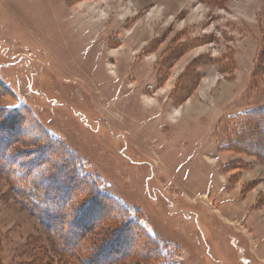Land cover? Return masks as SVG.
I'll return each mask as SVG.
<instances>
[{"label":"rangeland","instance_id":"rangeland-1","mask_svg":"<svg viewBox=\"0 0 264 264\" xmlns=\"http://www.w3.org/2000/svg\"><path fill=\"white\" fill-rule=\"evenodd\" d=\"M0 84V109H26L177 264H264V159L232 145L264 107V0H0ZM14 192L0 173V264L59 262Z\"/></svg>","mask_w":264,"mask_h":264},{"label":"trees","instance_id":"trees-1","mask_svg":"<svg viewBox=\"0 0 264 264\" xmlns=\"http://www.w3.org/2000/svg\"><path fill=\"white\" fill-rule=\"evenodd\" d=\"M201 1L222 6L227 0ZM0 89L7 90L3 86ZM238 119L245 121L246 133L232 143L233 150L264 159V107L248 110ZM0 120V173L11 182L16 197L44 224L62 255L56 262L46 249L39 248L33 264H98L101 259H105L102 264H121L129 258L177 264L168 246L148 234L136 212L107 194L100 178L86 170L85 162L57 138L42 131L26 109L2 108ZM9 129L22 132L15 136ZM250 139L253 147L245 144ZM19 143L40 144L36 149L22 151L16 147ZM73 185L78 190L73 192ZM95 207L103 214L90 219ZM83 222L86 223L81 230L76 231ZM105 225L109 231L104 239L92 243L91 233ZM124 241L140 243L143 250H119Z\"/></svg>","mask_w":264,"mask_h":264}]
</instances>
